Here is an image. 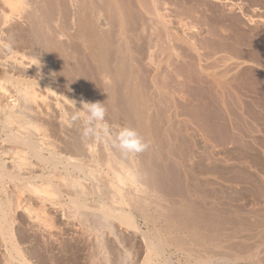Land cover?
Segmentation results:
<instances>
[{
    "label": "bare ground",
    "instance_id": "1",
    "mask_svg": "<svg viewBox=\"0 0 264 264\" xmlns=\"http://www.w3.org/2000/svg\"><path fill=\"white\" fill-rule=\"evenodd\" d=\"M66 1L67 13L75 15L77 34L79 31L78 49L67 62L80 65L79 83L71 72L57 67L59 58L49 54L45 6L34 4L32 15H24L20 6L23 0H0V45L11 44L10 50H0V264H137L132 263L133 257L144 249L146 257L139 264H175L174 252L166 251L162 242L156 243L159 248L151 258L145 233L140 236L141 245L121 234L120 226L114 223H120V215L128 217L132 208L148 211L159 202L148 197L144 180L111 147L103 125L85 138L82 122L77 120L69 127L66 115L74 111L73 104L81 110L83 103H94L96 96L107 106L123 88L125 96L135 97L134 84H127L126 73L115 70L113 64L115 59L120 65L124 63L127 36L115 26L127 8L150 15L143 18V28L152 34L163 30L167 36L189 42L192 37L184 31L189 22L207 25L214 46L211 49L225 51L227 61L244 57V62L254 60L260 69L249 67L248 72L254 75L246 77L264 88V6L257 0H245V6L243 0ZM243 18L249 25L256 22L263 28L241 32L238 27L245 23ZM65 29V21L54 22L53 41L60 48L73 42L64 38ZM1 34L8 36V43L2 41L5 37ZM116 37L121 40L117 57L111 47ZM243 44L250 48L241 50ZM243 108L242 125H230L228 129L229 136L242 143L243 161L237 168L227 165L226 150L222 165L210 169L211 164L204 162L201 171L229 170L234 176L243 175L253 186L256 198L264 202V136L253 133L264 131V93L248 100ZM220 112L224 117L226 109ZM84 207L91 209L92 215L88 223H80L94 231L92 241H87L89 234L86 240L73 234L64 238L63 232L59 234L64 240L55 237L52 229H62L57 225L59 219L71 214L78 217ZM27 220L29 229L18 226ZM105 234H111L114 242L109 244ZM58 240L62 245L56 247L53 242Z\"/></svg>",
    "mask_w": 264,
    "mask_h": 264
},
{
    "label": "rangeland",
    "instance_id": "2",
    "mask_svg": "<svg viewBox=\"0 0 264 264\" xmlns=\"http://www.w3.org/2000/svg\"><path fill=\"white\" fill-rule=\"evenodd\" d=\"M66 2L23 0L20 6L24 15H32L30 9L34 4L45 6L43 17L48 26L49 54L59 58L61 62L56 63L57 67L63 72H71V77L79 83L80 65L67 62L78 49L79 31L77 34L75 15H68ZM242 2L244 6L247 4L245 0ZM257 2L264 6V0ZM140 11L127 8L118 19L115 29L127 36L124 38L126 53L121 65L116 59L113 61L115 70L126 73L127 84H134L136 95L134 98L125 96L123 88L114 94L107 106H103L106 108L105 123L110 128L132 127L148 143L144 152L131 158L121 157L144 180L148 197L159 204L155 208L154 205L149 206L151 210L148 211L132 208L131 215H120V223H114L120 226L123 236L133 237L138 245H141V234L145 233L151 245L147 251L151 258L156 251V243L160 241L165 244L166 251L174 252L175 264H264L262 199L256 198L253 186L243 175L234 176L229 170L201 171L204 162L211 164L208 165L210 169L222 165L226 150L227 165L233 164L237 168L243 161L242 143L232 139L228 129H231L230 125L240 127L245 117L244 113L241 116V107L245 108L251 98L260 97L261 91L264 93V88L248 80L254 75L248 72L249 69L260 68L254 60L244 62V57L227 61L225 51H219L217 47L212 50L214 46L211 44L212 36L206 31L207 25L189 22L184 31L192 37L190 43L179 36H167L163 30L152 34L144 29L143 18L150 15ZM258 12L262 14V11ZM56 20L65 21L64 38L73 40L61 48L53 41ZM244 21L238 27L241 32L263 28L259 23L258 27L256 22L249 25L246 19ZM91 28L89 25V30ZM2 35L5 37L2 41L8 43V36ZM120 41L116 37L111 42L116 57L121 49ZM241 47L243 51L250 48L247 46L246 49L244 44ZM3 49L7 51L0 45V50ZM83 79L90 86L88 79ZM95 99L94 103H101L97 96ZM222 108L226 109L224 117L220 112ZM261 132L253 133L263 137L264 131ZM80 211L78 217L71 214L67 219H59L57 225L62 229H52L57 233L55 237L64 240L73 234L83 240L89 234L87 241H92L94 231L80 223L89 222L91 209L84 207ZM30 224L27 220L18 226L29 229ZM60 232L64 233V238ZM45 234L43 232V236ZM105 237L109 244L114 242L111 234H105ZM58 241L53 242L56 247L62 245ZM145 254L146 249L135 255L132 263L139 264Z\"/></svg>",
    "mask_w": 264,
    "mask_h": 264
},
{
    "label": "clouds",
    "instance_id": "3",
    "mask_svg": "<svg viewBox=\"0 0 264 264\" xmlns=\"http://www.w3.org/2000/svg\"><path fill=\"white\" fill-rule=\"evenodd\" d=\"M3 46L9 50L11 49L10 43ZM73 108L74 111L66 115L65 122L71 127L75 121L80 120L82 122V135L85 138L93 135L98 125H103L109 135L111 147L122 155L134 156L148 148V143L136 129L127 126H116L115 129L110 128L105 123L106 108L102 103H83L81 110H77L73 104Z\"/></svg>",
    "mask_w": 264,
    "mask_h": 264
}]
</instances>
